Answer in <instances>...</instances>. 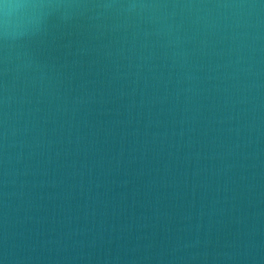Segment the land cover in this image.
I'll return each mask as SVG.
<instances>
[{
    "label": "water",
    "instance_id": "95a60500",
    "mask_svg": "<svg viewBox=\"0 0 264 264\" xmlns=\"http://www.w3.org/2000/svg\"><path fill=\"white\" fill-rule=\"evenodd\" d=\"M0 264H264V0H0Z\"/></svg>",
    "mask_w": 264,
    "mask_h": 264
}]
</instances>
